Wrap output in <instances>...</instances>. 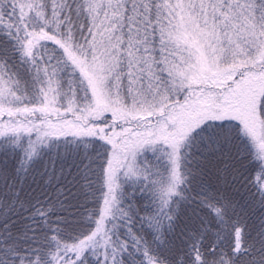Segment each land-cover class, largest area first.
<instances>
[{
    "label": "snow or ice",
    "instance_id": "6c2138e0",
    "mask_svg": "<svg viewBox=\"0 0 264 264\" xmlns=\"http://www.w3.org/2000/svg\"><path fill=\"white\" fill-rule=\"evenodd\" d=\"M0 264H264V0H0Z\"/></svg>",
    "mask_w": 264,
    "mask_h": 264
}]
</instances>
